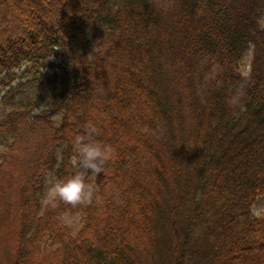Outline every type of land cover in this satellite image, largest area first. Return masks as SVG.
<instances>
[{
  "label": "trees",
  "instance_id": "16d2710c",
  "mask_svg": "<svg viewBox=\"0 0 264 264\" xmlns=\"http://www.w3.org/2000/svg\"><path fill=\"white\" fill-rule=\"evenodd\" d=\"M261 16L264 0H0V264H264ZM24 87L44 109L15 102ZM88 122L116 153L98 199L43 206Z\"/></svg>",
  "mask_w": 264,
  "mask_h": 264
},
{
  "label": "clouds",
  "instance_id": "9594fccd",
  "mask_svg": "<svg viewBox=\"0 0 264 264\" xmlns=\"http://www.w3.org/2000/svg\"><path fill=\"white\" fill-rule=\"evenodd\" d=\"M259 28L264 29V16L257 19ZM98 135L95 124L88 122L84 132L73 138L76 155L72 158L73 171L65 177L49 174L44 201L55 206L59 202L73 207L91 202L97 188L93 179L107 171V165L115 157V148L108 143L94 139ZM250 213L257 218H264V203H253Z\"/></svg>",
  "mask_w": 264,
  "mask_h": 264
},
{
  "label": "rangeland",
  "instance_id": "374dc122",
  "mask_svg": "<svg viewBox=\"0 0 264 264\" xmlns=\"http://www.w3.org/2000/svg\"><path fill=\"white\" fill-rule=\"evenodd\" d=\"M251 59H252V55L250 53L248 55V57L246 58L245 64H244V66L242 68V71H243L244 75H248L250 73ZM54 61L59 62V63L61 61H63V62H65V64H67V60H65V59L64 60H54ZM18 83H19V81H16L14 83L13 87L17 88ZM3 95L4 94L0 95V100L3 97ZM38 96L39 95H38V93H37V91L35 90L34 87H24V88L20 89L19 93H16L15 102H17L18 104L19 103H23L26 106H28L29 108H34L38 112V111H41L42 109H44L45 106H46L45 103L38 104V100H37ZM4 113H6V112L4 111ZM54 119L58 120L59 117L56 116ZM46 188H47V182H46V186H45V191H46ZM45 191H44V193H45ZM44 193H43V196H42V204H43V206H45L47 204L44 201ZM259 203H264V197L260 199ZM79 222H80V216H74V217L73 216H67V217H65L66 226H68L69 228L74 230L75 233L79 232V230H80Z\"/></svg>",
  "mask_w": 264,
  "mask_h": 264
}]
</instances>
